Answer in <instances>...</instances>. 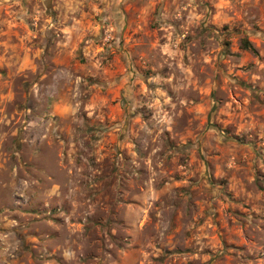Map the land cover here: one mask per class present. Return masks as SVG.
I'll list each match as a JSON object with an SVG mask.
<instances>
[{
	"label": "rangeland",
	"instance_id": "rangeland-1",
	"mask_svg": "<svg viewBox=\"0 0 264 264\" xmlns=\"http://www.w3.org/2000/svg\"><path fill=\"white\" fill-rule=\"evenodd\" d=\"M0 264H264V0H0Z\"/></svg>",
	"mask_w": 264,
	"mask_h": 264
},
{
	"label": "trees",
	"instance_id": "trees-1",
	"mask_svg": "<svg viewBox=\"0 0 264 264\" xmlns=\"http://www.w3.org/2000/svg\"><path fill=\"white\" fill-rule=\"evenodd\" d=\"M244 47H246V48L252 47L250 41L245 40V41H244ZM252 48H253V47H252Z\"/></svg>",
	"mask_w": 264,
	"mask_h": 264
}]
</instances>
